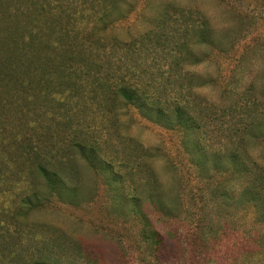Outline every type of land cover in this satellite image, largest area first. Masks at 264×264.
<instances>
[{"label":"trees","instance_id":"16d2710c","mask_svg":"<svg viewBox=\"0 0 264 264\" xmlns=\"http://www.w3.org/2000/svg\"><path fill=\"white\" fill-rule=\"evenodd\" d=\"M189 1L0 0V264H97L66 227L33 215L54 200L93 201L81 159L107 185L109 213L141 223L138 264H264V165L254 152L264 143V65L251 63L264 58V39L220 84L192 71L242 36ZM205 85L217 92H199ZM129 107L178 131L207 181L218 214L196 212L188 239L153 225L152 213L181 220V178L163 181L151 151L123 130ZM241 215L254 229L248 244L216 257Z\"/></svg>","mask_w":264,"mask_h":264},{"label":"rangeland","instance_id":"374dc122","mask_svg":"<svg viewBox=\"0 0 264 264\" xmlns=\"http://www.w3.org/2000/svg\"><path fill=\"white\" fill-rule=\"evenodd\" d=\"M129 1L135 2L136 0ZM189 3L199 6L210 14L220 30L231 25L232 33L238 37L242 36L228 55L215 57L211 62L199 63L190 67L192 71L202 75H211L214 79L217 77L220 84V79L225 81V77L240 53L263 41L264 0H190ZM133 15L134 13L130 15L128 22L133 20ZM114 31L122 30L116 27ZM251 63L252 68L256 70L264 65V58H252ZM199 92L203 94L208 92L212 96L217 92V88L205 85L199 88ZM121 122L123 130L132 136L141 148L151 151L150 164L163 181H174V179L179 181L180 179L176 178H181L179 182L180 210L178 212L179 214L182 212L181 220L172 217L167 219L168 216L152 213L153 225L160 234L167 236L169 232L176 230V234L181 235L182 240L188 239L187 230L190 229L188 219L192 218L196 212L201 211L207 218L215 220L218 209L210 199L207 181L199 176L189 164L180 144V133L141 117L132 107L122 110ZM254 152L257 160L264 165V143L254 148ZM87 165L86 161L80 160L79 169L83 186L87 190L93 189L96 192L91 203L75 207L67 202L54 200L44 209L34 212L33 215L66 227L76 238L80 239L92 257L98 258L97 264H114V260L123 253V260L126 262L119 258V264H138L136 258L141 223L134 216L126 218L121 217L122 215L117 212L113 215L109 213L107 185L98 176L99 174H95ZM187 215L189 218L184 219ZM229 226L230 229L224 233L226 235L220 241L222 250L216 252V257L223 258L226 253V257H233L239 247L248 244L249 234L254 230L248 225V219L243 215L236 216ZM117 242L122 243L123 247L121 248ZM225 249L230 250L226 252Z\"/></svg>","mask_w":264,"mask_h":264}]
</instances>
